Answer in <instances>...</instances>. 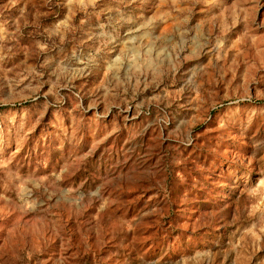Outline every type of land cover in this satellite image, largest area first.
Listing matches in <instances>:
<instances>
[{
  "label": "rangeland",
  "instance_id": "rangeland-1",
  "mask_svg": "<svg viewBox=\"0 0 264 264\" xmlns=\"http://www.w3.org/2000/svg\"><path fill=\"white\" fill-rule=\"evenodd\" d=\"M0 264H264V0H0Z\"/></svg>",
  "mask_w": 264,
  "mask_h": 264
}]
</instances>
